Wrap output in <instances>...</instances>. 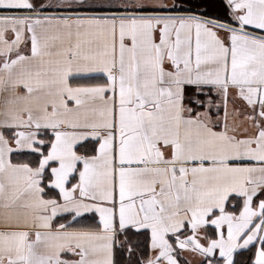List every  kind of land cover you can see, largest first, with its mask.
<instances>
[{
  "label": "snow or ice",
  "instance_id": "snow-or-ice-1",
  "mask_svg": "<svg viewBox=\"0 0 264 264\" xmlns=\"http://www.w3.org/2000/svg\"><path fill=\"white\" fill-rule=\"evenodd\" d=\"M0 264H264V0H0Z\"/></svg>",
  "mask_w": 264,
  "mask_h": 264
}]
</instances>
